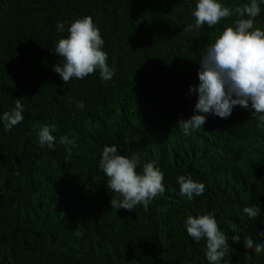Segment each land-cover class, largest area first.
Masks as SVG:
<instances>
[{
  "label": "trees",
  "instance_id": "1",
  "mask_svg": "<svg viewBox=\"0 0 264 264\" xmlns=\"http://www.w3.org/2000/svg\"><path fill=\"white\" fill-rule=\"evenodd\" d=\"M235 9L251 0H218ZM254 28L264 30V2ZM197 0H0V117L21 99L24 119L0 120V264H208L206 239L186 231L189 215H212L228 237L229 264H264V127L252 110L234 107L221 119L206 115L201 129L177 127L195 112L200 60L238 15L185 31ZM91 16L115 71L64 83L53 70L55 46L70 23ZM243 18H247L246 16ZM57 22L65 23L58 32ZM83 102L84 108L77 105ZM55 125L54 148L39 143ZM40 126V127H38ZM61 136L76 147L59 143ZM105 146L138 153L164 173L165 192L148 211L114 209L99 168ZM205 184L182 196L177 178ZM257 206L250 219L245 207ZM240 236V243L231 237ZM223 264V261H221Z\"/></svg>",
  "mask_w": 264,
  "mask_h": 264
},
{
  "label": "clouds",
  "instance_id": "2",
  "mask_svg": "<svg viewBox=\"0 0 264 264\" xmlns=\"http://www.w3.org/2000/svg\"><path fill=\"white\" fill-rule=\"evenodd\" d=\"M260 12L257 0L235 9L223 6L218 0H197L192 12L195 22L187 25L185 31H198L205 24L215 26L234 14L240 18L236 19L235 27L223 30L200 60V83L192 86L190 93L198 94L194 111L201 114H193L188 120L177 123L183 134L201 129L206 123L207 114L228 118L236 106L251 109L252 117L259 122V126L264 127V30L254 28L255 18ZM245 16L247 18H243ZM65 23L68 22H57L58 32L65 31ZM103 45L104 40L92 17L77 19L70 23L67 38L60 39L55 46V55L63 58V64L56 63L53 70L64 83L72 78L82 80L97 71L103 81H110L115 71L107 64L108 55L102 50ZM23 107L21 99H17L15 108L3 113L0 120L6 129L23 121ZM77 107L83 109V102ZM55 131V125L40 127V145L53 149L56 137L52 133ZM59 143L77 146L76 141L67 136H61ZM140 164L138 153L128 157L120 155L116 146L103 148L99 168L108 178L107 189L115 194L110 201L112 208L133 211L137 205H142L144 211H148L150 202L165 192L164 173L155 167L154 162L144 163L142 172L138 173ZM177 182L181 195L189 200L205 191V184L193 180L190 175L179 176ZM243 212L248 218L255 219L260 215V208L253 205L245 207ZM185 227L194 241L206 239L208 264H221V261L229 264L225 259L231 251L228 237L219 229L212 215H189ZM259 235L264 237V232ZM231 240L240 243V236L234 235ZM243 243L245 249L264 252V242H254L250 237H245Z\"/></svg>",
  "mask_w": 264,
  "mask_h": 264
}]
</instances>
